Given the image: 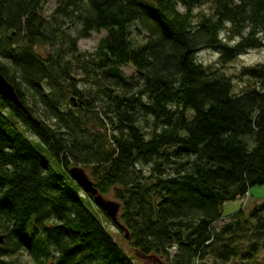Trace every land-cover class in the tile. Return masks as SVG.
<instances>
[{"label":"trees","instance_id":"trees-1","mask_svg":"<svg viewBox=\"0 0 264 264\" xmlns=\"http://www.w3.org/2000/svg\"><path fill=\"white\" fill-rule=\"evenodd\" d=\"M208 1L212 14L192 22L191 6ZM47 2L0 0V72L41 117L0 96V264L19 250L35 264H138L80 195L72 165L91 167L101 194L114 189L137 257L252 261L264 251V200L216 223L226 201L264 184V63L235 93L196 56L212 49L225 65L263 47L264 0H60L49 18Z\"/></svg>","mask_w":264,"mask_h":264},{"label":"rangeland","instance_id":"rangeland-1","mask_svg":"<svg viewBox=\"0 0 264 264\" xmlns=\"http://www.w3.org/2000/svg\"><path fill=\"white\" fill-rule=\"evenodd\" d=\"M60 0H48V2L44 5L42 14L44 17L49 18L55 9L57 3ZM177 8L180 11H183L185 8L181 4H177ZM214 6L211 2H204L199 5L191 6L190 8V15L192 22H198L200 17L203 15H211L214 11ZM106 31L101 30L99 32H91L90 36L87 38L80 39L78 42V51L82 54H90L93 53L99 43V41L105 36ZM223 34V33H222ZM224 35V34H223ZM134 42L141 43V36L134 33ZM36 50L40 53V55H45L47 51V47L44 45L37 46ZM198 62L202 63L203 65L207 66L209 69H219L222 72L226 73L232 80L234 85V92L239 93L243 89L247 88L251 83H254L255 80H250L248 75L245 73L246 69L251 66H256L258 64L264 63V46L261 48L250 49L244 52L243 54L236 57L233 61L222 65L218 62V54L212 49H201L196 56ZM122 72L126 76H131L135 73V68L131 64H126L121 66ZM1 103V101H0ZM8 113V107H5L4 110ZM36 117L41 118L40 115L34 113ZM17 125L24 130L25 134L31 138H34L33 132L28 127H25L21 124L20 121L17 122ZM53 167L57 170H60L55 164L52 162ZM85 171L90 177L91 180L95 181V176L92 175L91 167H85ZM80 195L84 198L87 197L86 194L80 190ZM105 198L116 200L114 195V189L110 188L105 193H103ZM264 200V184L257 185L250 188L249 192L244 197H239L235 200L226 201L222 205V220L216 223V225H220L222 221L228 218L233 213L237 212L238 210L243 211V215L249 214L251 208L258 202ZM94 204V203H93ZM121 204V203H120ZM92 209L96 211L98 217L100 218L101 222L104 224L108 232L112 235V237L117 241V243L126 251L127 254L135 256V260L138 264H155V262L151 259H141L136 256L134 250L130 246L129 237H125L124 231L121 230L117 225H115L110 219H107L102 213H99L94 206ZM121 214V207L118 212V219H120ZM123 224V223H122ZM156 256V255H155ZM162 263L170 264L164 257L157 256ZM10 264H35L29 253L25 250H19L5 258H3ZM206 264H219L218 262H214L211 258L206 259ZM227 264H264V251L259 252V254L250 262H245V260L241 259H233L231 262Z\"/></svg>","mask_w":264,"mask_h":264},{"label":"water","instance_id":"water-1","mask_svg":"<svg viewBox=\"0 0 264 264\" xmlns=\"http://www.w3.org/2000/svg\"><path fill=\"white\" fill-rule=\"evenodd\" d=\"M0 96L17 106L26 117L35 124H40V121L32 114L30 109L22 102L18 97L14 86L4 77L0 72ZM68 174L73 181L82 189L85 194L92 196V201L96 207L104 211L111 219V221L124 231L125 237H129L127 228L120 223L118 219V212L121 204L119 201L105 198L95 186V183L90 179L85 171V168L81 165H72L68 168ZM4 243V234L0 235V245ZM142 259H151L155 264H164L155 255H148L142 257Z\"/></svg>","mask_w":264,"mask_h":264},{"label":"flooded vegetation","instance_id":"flooded-vegetation-1","mask_svg":"<svg viewBox=\"0 0 264 264\" xmlns=\"http://www.w3.org/2000/svg\"><path fill=\"white\" fill-rule=\"evenodd\" d=\"M1 235V234H0Z\"/></svg>","mask_w":264,"mask_h":264}]
</instances>
